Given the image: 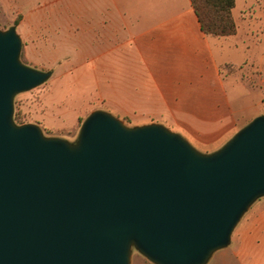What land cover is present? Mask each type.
I'll return each instance as SVG.
<instances>
[{
    "label": "water",
    "instance_id": "95a60500",
    "mask_svg": "<svg viewBox=\"0 0 264 264\" xmlns=\"http://www.w3.org/2000/svg\"><path fill=\"white\" fill-rule=\"evenodd\" d=\"M0 30V264H207L264 196V115L213 153L165 125L93 111L76 142L18 125L15 97L50 71Z\"/></svg>",
    "mask_w": 264,
    "mask_h": 264
},
{
    "label": "crops",
    "instance_id": "0c3cea01",
    "mask_svg": "<svg viewBox=\"0 0 264 264\" xmlns=\"http://www.w3.org/2000/svg\"><path fill=\"white\" fill-rule=\"evenodd\" d=\"M22 1L26 19L35 20L34 28H20L25 44L32 45L35 36V45L47 51L49 44L40 37L52 29L57 50L91 53L87 63H61L50 77L56 83L43 92L50 106L43 120L58 116L61 126L55 130L60 137L68 138L78 126L76 120L62 126L65 118L103 110L165 125L200 152L213 153L264 115V52L258 60L253 55L242 61L234 58L238 51L252 53L253 44L244 40L250 34L241 33L236 7L237 33L214 37L202 31L191 0ZM57 4L71 5L65 14L68 25L55 21L45 27V8ZM65 83L87 94L63 91ZM258 88L262 100L251 102ZM260 222L263 231L255 232L252 225L247 238L255 250L236 253L246 264H264V244L259 240L264 219Z\"/></svg>",
    "mask_w": 264,
    "mask_h": 264
},
{
    "label": "rangeland",
    "instance_id": "374dc122",
    "mask_svg": "<svg viewBox=\"0 0 264 264\" xmlns=\"http://www.w3.org/2000/svg\"><path fill=\"white\" fill-rule=\"evenodd\" d=\"M26 6L27 5L23 3L22 0H0V30L5 31L10 27L15 26L19 34L20 28H34L35 20H31V18L26 19ZM70 8V4L49 5L45 8V16L43 21L41 22L44 23L45 27L47 25L50 28L52 27V24H55V21H57V24L64 23L68 25L69 20L66 19L65 14H68L70 12ZM75 10H77L76 6ZM234 11L235 17L238 20L239 25L241 26V33H248V35L250 34V36H248L244 40H246L247 43H251L253 41V44H250L252 45V53L249 52V50L247 53H245L246 51H238L239 54L235 55L234 58H236L237 61H242L243 59H249V55H253L254 59H260L261 55L264 52V0H237L236 8ZM54 15L56 16L55 20L53 19ZM17 20L18 24H16ZM80 22L84 23V21ZM51 33L52 29L48 31L46 36L40 37V39L44 38V40H46V42L49 44L47 47V51H43L39 48V46L35 45V36V41L32 45H30L28 42H26L25 44L22 36L19 34L23 42L21 61L24 64L37 70L50 71L53 73L57 71L61 63H70L72 60L75 63H87L89 60H91V53H88L87 51L71 52L68 50H57L58 45H53L54 37L53 35H50ZM251 33H253V39L251 37ZM41 34H43L42 31ZM256 34H258L257 38ZM242 36L244 35L242 34ZM258 38L260 39V41H258ZM67 47L69 46L67 45ZM228 68L232 69L230 66H228ZM55 83V78H49L48 81H46L43 85L37 87L36 89L18 94L15 97V113H19L22 117V123H17L15 121L18 125L29 123L37 124L42 128L43 133L46 136L60 137L61 132L55 130L56 126H61L59 123V117L51 114L48 116L47 123H45L43 120L44 113L47 112L50 108V106L47 105V101L45 100L46 97H43V92L45 90L50 91L51 87L54 86ZM69 85L70 84L65 83L62 85L61 89H63V91L73 90V95L87 94L84 88H78L76 84H73L72 86ZM60 94H63L61 90ZM262 97L263 92L261 88H258L255 90V92H252L250 101L254 102L256 100H262ZM262 108L264 109V104L262 105ZM90 114L65 118L66 122H64L62 126L72 125L75 120L78 122V126L74 131L70 133L68 138H60L66 139L70 142H76L81 127ZM118 118L124 121V123L128 127L143 126L155 123H150L149 121L144 122L142 117L125 116ZM261 219H264V196L258 199L244 214V216L234 229L230 245L215 252L214 256L207 264H246V261H243L236 256V253H239V251L246 252L255 250L251 247V243L247 238L252 234V225H254L255 232L259 233V231H263V229H261ZM259 240L261 242V245L264 244V235H262V233H260ZM131 264L154 263L147 259L144 255H142L137 248L133 247Z\"/></svg>",
    "mask_w": 264,
    "mask_h": 264
},
{
    "label": "trees",
    "instance_id": "16d2710c",
    "mask_svg": "<svg viewBox=\"0 0 264 264\" xmlns=\"http://www.w3.org/2000/svg\"><path fill=\"white\" fill-rule=\"evenodd\" d=\"M237 0H191L199 19L202 31L214 37H227L237 33V23L233 10ZM18 24V20L16 21ZM14 120L22 123L19 113L14 114Z\"/></svg>",
    "mask_w": 264,
    "mask_h": 264
}]
</instances>
